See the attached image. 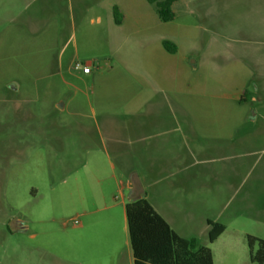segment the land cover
Segmentation results:
<instances>
[{
	"label": "rangeland",
	"instance_id": "rangeland-1",
	"mask_svg": "<svg viewBox=\"0 0 264 264\" xmlns=\"http://www.w3.org/2000/svg\"><path fill=\"white\" fill-rule=\"evenodd\" d=\"M110 2L125 12L124 30L108 24ZM0 5L18 12H0V264H70L65 256L72 258V249L69 253L61 243L58 228L63 223L70 228L74 218L80 219L77 211L92 200L75 195L76 180L86 179L94 188V171L104 169L92 165L93 158L104 157L92 150L102 145L104 135L93 126L85 98L90 75L95 68L105 69V59L141 55L132 42L112 48L108 39L113 36L118 43L123 35L135 34L136 21L155 17V9L146 0H0ZM184 8L177 4L179 17L157 25L175 35L180 23L188 31L193 25L196 50L187 56L198 59L205 53L202 46L214 47L218 40L212 33L198 37L199 20L181 15ZM11 16V27L29 33L31 25L59 24L58 37L49 38V53H41L40 38L27 32L8 37L6 18ZM183 52L173 56L177 62ZM75 63L81 66L74 69ZM201 70L179 75L174 89L183 90L188 81L199 90ZM65 99L66 107H60ZM239 110L241 129L224 138L198 130L201 123L194 119L195 165L202 158L207 162L194 166L187 182L174 183L173 191L158 183L160 195L152 199L180 236L211 248L214 264H252L247 235L264 239V101H248ZM237 113L227 114V128L237 125ZM207 220L225 227L213 242L208 241ZM19 221L28 230L15 231Z\"/></svg>",
	"mask_w": 264,
	"mask_h": 264
},
{
	"label": "crops",
	"instance_id": "crops-1",
	"mask_svg": "<svg viewBox=\"0 0 264 264\" xmlns=\"http://www.w3.org/2000/svg\"><path fill=\"white\" fill-rule=\"evenodd\" d=\"M177 4L185 6L181 15L191 14L199 20L195 25L198 37L212 33L218 40L216 46H202L205 53L193 59L187 56L196 50L193 25L188 31V25L180 23L181 32L175 35L161 30L157 24L164 21L157 14L148 19L141 16L135 34L123 35L118 43L113 36L108 39L112 48L132 42L141 55L105 59V69L95 68L90 75L92 83L85 98L91 105L93 126L104 135L102 145L92 148L94 155L104 157L93 158L92 165L104 169L94 171V188L86 179L76 180L75 195L84 202L92 200L77 211V224L67 228L63 223L58 228L61 243L65 242L69 253L72 249V258L65 256L70 264H133L125 218V204L132 198L145 196L174 230L152 199L160 195L158 183H166L165 190L173 191L174 183L187 182L194 166L203 167L207 162L202 158L195 165L194 119L201 123L198 130L224 138L227 132L241 129L243 110L239 109L248 101H264V0H178L173 20L179 17ZM113 5L109 3L107 22L112 30H124L126 14L116 5L123 13L122 22L116 24ZM0 6L3 15L12 10L18 13L14 7ZM38 17L32 15L29 21ZM6 19L8 37L24 31L40 38L37 46L41 53H49V38L60 33L59 24L52 28L43 24L31 25L30 34L27 29L11 27L15 17ZM163 40L172 41L175 52L167 51ZM181 48L185 56L177 62L173 56ZM199 66L201 88L193 90L186 80L183 90L176 91L179 75L188 77L190 70ZM243 91L248 100L239 102L233 95ZM67 103L65 99L60 107ZM234 111L239 112L237 125L227 128L225 118ZM17 225L15 231L28 230L23 221Z\"/></svg>",
	"mask_w": 264,
	"mask_h": 264
},
{
	"label": "trees",
	"instance_id": "trees-1",
	"mask_svg": "<svg viewBox=\"0 0 264 264\" xmlns=\"http://www.w3.org/2000/svg\"><path fill=\"white\" fill-rule=\"evenodd\" d=\"M152 4L161 21L173 20L176 16L174 5L178 0H146ZM116 24L123 20V13L112 6ZM163 47L175 52L176 47L168 40ZM239 102L247 99L243 91L234 94ZM129 244L133 254V264H214L210 247L192 238H184L176 233L168 222L155 210L145 196L132 198L125 204ZM208 241L213 242L224 230L221 223L207 220ZM249 260L252 264H264V239L247 235Z\"/></svg>",
	"mask_w": 264,
	"mask_h": 264
},
{
	"label": "built area",
	"instance_id": "built-area-1",
	"mask_svg": "<svg viewBox=\"0 0 264 264\" xmlns=\"http://www.w3.org/2000/svg\"><path fill=\"white\" fill-rule=\"evenodd\" d=\"M81 65L79 64V63H75L74 65H73V68L74 69H77V68H79ZM79 222V220L77 219V218H74L73 219V223L74 224H77Z\"/></svg>",
	"mask_w": 264,
	"mask_h": 264
}]
</instances>
